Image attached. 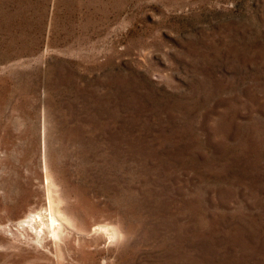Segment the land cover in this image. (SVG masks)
I'll list each match as a JSON object with an SVG mask.
<instances>
[{
	"label": "rangeland",
	"instance_id": "rangeland-1",
	"mask_svg": "<svg viewBox=\"0 0 264 264\" xmlns=\"http://www.w3.org/2000/svg\"><path fill=\"white\" fill-rule=\"evenodd\" d=\"M0 264H264V0H0Z\"/></svg>",
	"mask_w": 264,
	"mask_h": 264
},
{
	"label": "bare ground",
	"instance_id": "bare-ground-1",
	"mask_svg": "<svg viewBox=\"0 0 264 264\" xmlns=\"http://www.w3.org/2000/svg\"><path fill=\"white\" fill-rule=\"evenodd\" d=\"M54 214H56V213H54ZM54 214H53V212L50 211V213H49V215H48V216H49V219H48L49 222H47V223H49L50 226H51L52 228H54L57 224H60V223L57 222V224L55 225L56 217H58V215L55 216ZM41 218L44 219L42 216H41ZM38 219H40V218H38ZM57 220H58V218H57ZM34 221H35V220H34ZM36 221H39V220H36ZM59 221H60V219H59ZM43 222H45V221L43 220ZM35 223H37V222H35ZM42 224H44V223H42ZM49 224H48V225H49ZM61 224H62V223H61ZM44 225H45V224H44ZM55 229H56V228H54V230H52V231H55ZM57 232H58V231H57ZM54 233H55V232H54ZM55 234H56V233H55Z\"/></svg>",
	"mask_w": 264,
	"mask_h": 264
}]
</instances>
